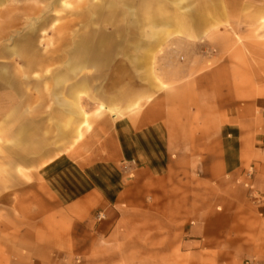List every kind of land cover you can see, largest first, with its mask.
Instances as JSON below:
<instances>
[{
    "label": "crops",
    "instance_id": "crops-1",
    "mask_svg": "<svg viewBox=\"0 0 264 264\" xmlns=\"http://www.w3.org/2000/svg\"><path fill=\"white\" fill-rule=\"evenodd\" d=\"M171 1L174 7L180 2ZM3 2L0 0V6ZM116 2L104 6L106 20L113 29L121 18L126 22V32H151V52L160 45L161 36L175 32L192 38L186 44L194 54H207L183 62L181 72L168 87L155 82L146 60L129 68L127 82L119 77V68L116 74L112 72L110 86L100 87L102 96H95L96 87L90 98L96 106L98 98L112 104L107 107L111 112H104V116L115 119L98 120L85 149L79 148L74 154L64 151L56 157L12 153L9 165L13 173L0 167V264H63L62 259L73 254L82 257L80 264H117L125 258L134 259V252L120 258L119 244L143 245L139 256L149 262L145 264H262L264 29L260 26L264 0H229L228 13L217 15H212L217 13L216 0L205 7L210 0H181V6L190 8L187 14L178 7H166L168 3L160 0H141L137 5L131 0ZM56 3L62 5L65 0ZM202 4L201 11L207 13L198 16L195 12ZM32 10L37 14L33 20H38L39 9ZM143 18L149 21L148 30L134 27ZM32 44L27 41L20 51L26 53ZM76 44L74 60L68 66L76 73L108 64L118 47L110 37L81 38ZM14 53L16 50H11ZM28 57V61L38 62ZM133 68L144 70L140 79L133 76ZM8 80L6 68L0 66V85ZM56 83L55 103L68 114L58 127L64 129L62 134L68 140L82 139V129L89 127L79 104V94L85 88L79 85L63 90L62 82ZM0 90V121L13 118L18 122L20 93L17 89L7 93L1 86ZM62 94L66 100L58 98ZM102 108L105 105L99 104ZM26 127L21 123L16 128L12 144L27 154H39L43 147L36 140L29 137L23 144ZM183 175L190 188L177 185L173 190L188 192V207L175 200L157 210L158 226H153L156 222L149 217L142 227H136L133 220L119 227L124 214L121 197L127 183L143 176L176 180ZM194 179L207 187L221 182L224 188L242 180L248 187L246 192L252 189L251 195L255 192L259 197V204L225 205L221 213L209 204L194 206ZM130 212H134L131 207ZM184 212L187 214L174 223L168 222V213ZM194 212L205 215L194 218ZM139 228L142 236L132 238L135 232L140 234ZM120 229L129 236L120 235Z\"/></svg>",
    "mask_w": 264,
    "mask_h": 264
},
{
    "label": "rangeland",
    "instance_id": "rangeland-1",
    "mask_svg": "<svg viewBox=\"0 0 264 264\" xmlns=\"http://www.w3.org/2000/svg\"><path fill=\"white\" fill-rule=\"evenodd\" d=\"M52 1L4 0V4L0 6V31H3L0 32V66L6 68L10 79L6 84L3 83L4 85L0 86L2 91L5 90L7 93L16 91L20 93L17 97L18 122H15L13 118H6L4 122L0 121V167L6 169L9 173H13V169L11 170L9 165L14 156L13 152L23 157H56L62 155L64 151L67 154H74L79 148L85 149L86 139L88 135L93 133L97 121L101 120L103 122L104 120L115 119L112 116H104V112H111L107 107H113L112 104L106 105L98 98V106H96L90 97L96 87L99 89H96L95 96H102L100 87L110 86L111 74L112 72L116 74L118 68L119 77L127 82L131 76L129 68L146 60L148 65L152 66L148 71L152 73L155 82L165 84L167 86L164 87H168L175 82L177 74L181 72L180 66L183 62L207 54L201 52L198 55L194 54L191 46L186 44L191 43L192 38L180 36L175 32H167V35L161 36L160 45L151 52L148 48V44L152 42L151 32H126V22L121 18L115 24L118 27L113 29L112 23L106 20L104 6L112 2L117 3L116 0H65L62 5L57 4L56 0L53 3ZM160 1L167 2L166 7H178L186 14L191 12L189 6H181V0L178 3L180 6L177 5V7L170 5L172 4L171 0ZM206 1L202 0L203 3ZM140 2L141 0H131V3L136 5ZM228 2L229 0H216L217 13L212 15H217L220 12L228 13ZM50 3L52 4L50 5ZM208 5H212L211 0L209 4L207 2V5H199L197 12L194 11L195 14L200 16L205 13L206 11H201V7ZM34 7L39 9L38 20H33L37 15L32 10ZM49 17H52V19L50 20ZM140 18H142V15H140ZM139 22L140 24L136 23L134 27L141 28L144 26L145 30L149 29L147 19ZM122 27L125 29H122ZM32 28L38 29V32H32L31 34L29 30ZM260 28L264 29V17ZM150 30H152L151 26ZM103 37L113 38L114 42L118 44L115 52L116 56L109 58L108 64L100 66V68H85L78 73L69 70L68 66L74 60L72 54L76 50L78 40L81 38L82 40L101 39ZM30 40L33 44L30 50L23 54L20 50ZM11 50H16V53L11 54ZM27 55L36 58L38 62L28 61L30 57L27 59ZM25 65L28 67H25ZM141 71L144 70L134 68L131 70L133 76H138L137 78H139ZM56 81L62 82L63 90L76 89L79 85L85 88L79 94V104L87 116L89 127H84L82 129V139H76L74 142L72 138V141L65 138L63 135L64 129L58 127L59 122H65L63 119L67 120L68 114L60 110L55 103V95L58 93ZM57 96L58 98L65 97L64 99H67L63 94ZM99 104L105 105L106 108L99 109ZM135 109L138 110L139 107L137 106ZM21 123H25L27 126L23 144L28 142L29 137L36 140L43 147L42 152L39 154L30 155V153L22 152L19 150L20 148L13 146L12 139L16 134V128ZM67 129L69 130V127L65 128V130ZM66 139L68 141L65 143ZM176 152L179 153L181 150ZM199 152L206 151L199 150ZM143 177L132 179V182L127 183L129 184L128 189L124 191L121 197V201L124 203L122 207L124 214L121 219L122 224H119L120 228H124L132 220L135 222L136 227H142L143 222L148 221L149 217H152V222H156L155 224L152 223L153 226H158L160 213L157 210L160 206L172 205L175 200L181 201L187 207L190 204L191 197L185 194L188 192L183 191L180 193V189L179 191L173 190L177 185L181 189L190 188L189 181L185 179L186 176H180L176 180ZM220 183L215 182L214 185L207 187L194 179V206L209 204L213 206L215 212L221 213L225 205L256 206L259 204V197L255 192L251 195L252 189H248L246 192L248 187H244L242 180H236L234 185L227 184L225 188ZM228 187L229 189H227ZM201 191L204 192L203 196H198V192L201 193ZM175 194H177L176 197ZM129 206L134 212L127 213ZM146 209L148 211L152 210V212H145ZM186 214L185 212L177 215L168 213V222L174 223L175 220ZM199 215L205 214L194 212V218ZM145 216H147V219H144ZM218 223L222 225L223 221L219 220ZM139 229L140 234L135 232L134 235H131L132 238L142 236V230ZM120 231H122L120 235L129 236L124 229H120ZM118 247L117 255L119 257L133 252L135 255L134 259L125 258L119 260L117 264L149 263L143 261L139 256L144 251L143 245L119 244ZM154 247L150 246V249ZM62 263L80 264L82 263V257L73 254L69 258L64 257ZM150 263L157 264L156 262ZM260 263L264 264V262Z\"/></svg>",
    "mask_w": 264,
    "mask_h": 264
}]
</instances>
